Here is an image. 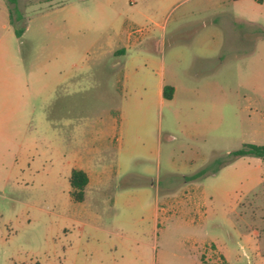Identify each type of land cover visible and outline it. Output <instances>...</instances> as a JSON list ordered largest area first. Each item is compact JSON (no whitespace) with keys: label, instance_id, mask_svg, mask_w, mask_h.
I'll return each instance as SVG.
<instances>
[{"label":"rangeland","instance_id":"rangeland-1","mask_svg":"<svg viewBox=\"0 0 264 264\" xmlns=\"http://www.w3.org/2000/svg\"><path fill=\"white\" fill-rule=\"evenodd\" d=\"M108 135L120 170L96 169ZM245 143L264 0H0V264H264V158L228 160Z\"/></svg>","mask_w":264,"mask_h":264},{"label":"crops","instance_id":"crops-1","mask_svg":"<svg viewBox=\"0 0 264 264\" xmlns=\"http://www.w3.org/2000/svg\"><path fill=\"white\" fill-rule=\"evenodd\" d=\"M234 1H240V0H234ZM133 42V38L132 36L129 34L128 35V38H127V43L124 44V47H114V45L112 46L109 45L107 47V54H109V56H111V59H110V65H111V69H120L122 67H127V65L129 64L130 60H129V56L127 54V49L126 47L130 46V44H132ZM124 79L125 81L129 80V75L127 73L124 74ZM166 85L164 79H161L160 82H159V98L163 101L165 100L164 96H163V88L164 86ZM175 87V86H174ZM176 92H177V89L175 88V93H174V96L176 95ZM173 96V98H174ZM172 98V99H173ZM171 100V99H170ZM110 142H112L113 144L110 145ZM115 142V139H113L111 136H102L100 138V145L101 147L95 149L96 150V153L97 155L99 156L96 161H98V167L95 168L97 170H102V171H111V170H120L121 168V158H122V153H123V145L121 143V145L118 143H114ZM107 145V147H111L112 149V153H111V160L110 161H106V159H104V145ZM92 165L89 164V165H86V168H79V169H83L85 170L88 174H89V177H90V180H91V176H90V171H89V168L91 167ZM89 184H90V181H89ZM89 184L86 186V189L87 187L89 186ZM85 193H86V190H85ZM201 253V252H200ZM224 253V252H223ZM225 256L228 258V256L225 254ZM200 261H201V258H200ZM202 262V261H201Z\"/></svg>","mask_w":264,"mask_h":264},{"label":"trees","instance_id":"trees-1","mask_svg":"<svg viewBox=\"0 0 264 264\" xmlns=\"http://www.w3.org/2000/svg\"><path fill=\"white\" fill-rule=\"evenodd\" d=\"M11 4H17L19 0H8ZM261 2L262 0H257ZM19 36L23 34V29L17 30ZM175 93L173 85L166 84L163 88V96L165 99H172ZM254 156L264 158V144L245 143L240 149L234 150L229 153L228 160L231 161L238 157ZM229 160V161H230ZM208 168L204 169L201 173L205 172ZM217 170V169H216ZM89 174L79 168H74L71 172L70 184L72 186V195L76 201H83L85 199V189L89 184Z\"/></svg>","mask_w":264,"mask_h":264}]
</instances>
